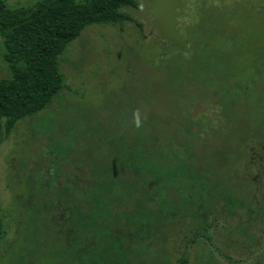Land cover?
I'll return each mask as SVG.
<instances>
[{
    "label": "rangeland",
    "instance_id": "obj_1",
    "mask_svg": "<svg viewBox=\"0 0 264 264\" xmlns=\"http://www.w3.org/2000/svg\"><path fill=\"white\" fill-rule=\"evenodd\" d=\"M135 1L129 20L90 24L68 45L65 88L47 109L2 129L0 264H264V214L249 212L264 207V0ZM146 135L156 157L140 166L156 179L138 207L153 215H137L136 192L114 181ZM80 165L129 196L127 211L108 204L86 238L75 232L85 242L64 239L58 218L64 193L83 198L71 177ZM202 180V198L216 201L203 214L208 238L194 235L197 205L186 203Z\"/></svg>",
    "mask_w": 264,
    "mask_h": 264
},
{
    "label": "trees",
    "instance_id": "obj_2",
    "mask_svg": "<svg viewBox=\"0 0 264 264\" xmlns=\"http://www.w3.org/2000/svg\"><path fill=\"white\" fill-rule=\"evenodd\" d=\"M128 8H137L136 1L35 0L30 4L9 7L5 0H0L1 60L6 68L5 77H0V135L2 129L5 133H8L18 121L31 118L47 109L55 100V97L65 88L64 77L59 69V57L86 26L90 24H115L129 20V16L124 12ZM69 128H73V123L64 131ZM145 137L141 136L136 140L139 150L127 154L123 164H118L116 170L122 177L114 181L119 186H123L126 193L128 191L136 192L135 196L137 198L134 202V210L137 215L143 210L142 213L153 215V212L146 206L138 207L139 204L145 205L147 202L143 196H139L140 189L144 186H150L154 182V178L156 179L150 169L140 166L142 162L147 163L156 157V153L153 152L154 136L146 135ZM186 152L189 153V156L191 155L189 149ZM80 163L81 161L78 164ZM74 168L76 174L71 176L73 177L72 182L76 188L83 190V198H79V203L77 202L76 205L74 203L75 198L72 196L69 198V195L64 193L63 196L67 199L63 202L65 205L63 206L64 210L60 209L61 214L58 218L62 223L60 229H62V232L65 231L64 234L67 235L64 239L67 237L72 241L85 242L80 239L78 234L85 233L88 228L94 226L96 220H94L95 216L93 214H96L97 210L104 212L108 210V213H110L111 209L101 207H106L112 203H119L125 212L128 208L123 204H126L129 196H124V198L114 196L108 190L110 184H105L104 180H90L92 174L90 173L91 176L86 177L90 174L85 172L82 165ZM204 184L202 180L198 187L199 198L196 201L187 199L186 203L190 206L197 205L195 211L189 210L201 228L200 232L194 233V235L208 238L206 235L208 223L203 214L216 201L213 199L214 202L211 203L212 200L209 199V196L202 198V192L206 187ZM262 186V192L264 193V185ZM93 190L97 191L99 197L92 195ZM258 190L255 189L256 192ZM228 198H225V207L231 210L236 202L231 199L232 197ZM85 200L88 203L87 205L80 204ZM68 203L72 205H66ZM241 206H238V208ZM139 209L142 211L140 212ZM263 209V207L260 208L257 205L249 212L254 214V220L257 221L261 218ZM89 211L90 214H88ZM64 212H66V215L63 214ZM86 224L88 228L85 227ZM1 235L2 225L0 221V237ZM82 235L83 238H86V234Z\"/></svg>",
    "mask_w": 264,
    "mask_h": 264
},
{
    "label": "flooded vegetation",
    "instance_id": "obj_3",
    "mask_svg": "<svg viewBox=\"0 0 264 264\" xmlns=\"http://www.w3.org/2000/svg\"><path fill=\"white\" fill-rule=\"evenodd\" d=\"M263 206H264V202H263ZM264 208V207H263ZM263 214H264V209H263ZM261 219V218H260Z\"/></svg>",
    "mask_w": 264,
    "mask_h": 264
}]
</instances>
